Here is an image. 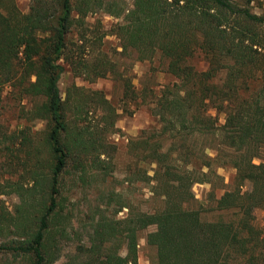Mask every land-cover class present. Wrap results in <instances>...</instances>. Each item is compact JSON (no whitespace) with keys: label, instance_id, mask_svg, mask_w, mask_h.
I'll return each mask as SVG.
<instances>
[{"label":"trees","instance_id":"obj_1","mask_svg":"<svg viewBox=\"0 0 264 264\" xmlns=\"http://www.w3.org/2000/svg\"><path fill=\"white\" fill-rule=\"evenodd\" d=\"M257 1L132 0L127 8L120 0H30L27 12L5 1L0 114L7 91L19 117L44 120L45 129L37 140L26 123L11 130L0 123V154L18 157L7 164L16 177L3 187L19 198L13 213L0 211V236L11 235L0 240V252L11 256L0 264H54L64 256L61 264H145L139 239L149 226L145 242L155 257L148 264H264L254 215L264 209V12L251 10ZM98 12L118 18L110 31L99 20L87 26ZM109 32L120 41L118 56L158 57L174 77L153 100L156 124L129 140L135 165L155 164L147 181L164 207L149 213L127 206L117 218L126 204L110 215L98 204L80 231L65 210L64 178L84 185L91 173L108 174L101 155L118 113L100 90L72 84L62 98L58 81L65 69L89 82L111 73L127 81L99 48ZM96 115L101 121L92 124ZM219 168L233 170L228 182ZM196 182L210 184L206 202L194 198ZM205 210L218 217L203 219Z\"/></svg>","mask_w":264,"mask_h":264},{"label":"rangeland","instance_id":"obj_2","mask_svg":"<svg viewBox=\"0 0 264 264\" xmlns=\"http://www.w3.org/2000/svg\"><path fill=\"white\" fill-rule=\"evenodd\" d=\"M5 1L8 0H0L1 8H4ZM14 1L21 11L27 12L30 0ZM120 2L127 8L132 4V0H120ZM251 10L258 14L264 12V0H258L253 3ZM98 20L101 22L103 30L110 31L118 18L98 12L87 17V26L93 28ZM76 36L77 33L74 30L73 34H70V38H76ZM119 43V39L112 32H109L103 38L99 48L107 52L109 58L116 62L119 70L126 76V80L128 79L127 81L122 80L117 74L111 73L89 82L82 77L73 75L69 69H65L61 73L58 81L62 98L66 95L67 87L72 84L83 86L87 89L100 90L118 113L114 131L105 135V141L110 145L105 147L106 154L101 155V158L107 159L110 164L108 174L103 175L102 172L91 173L93 176L84 185L75 183L70 174H66L64 178L62 196L66 198L64 200L65 210L71 213L74 228L80 231L84 227L88 228V214L98 204L103 208L104 213L108 215L118 208L119 204H126L115 215L117 218L125 217L128 213V207L134 211L149 213L164 207L162 197L153 194L151 191L152 181H147V176L155 175V164L141 162L135 165V159L129 151V140L135 138L141 130L156 124L151 112L153 100L155 95L165 86L174 82V77L166 71V64L158 57L153 58V60L137 61L133 57L122 58L118 56L116 50L120 49ZM94 48L98 47L94 45ZM17 108L16 102H12L8 92L4 91L0 114V123L3 124V127L11 130L17 124L26 123L30 126L35 139L42 138L45 129L44 120L32 119L25 121V119L19 117V113L16 111ZM100 121L101 119L98 115L91 119L92 124ZM221 121H223L222 116H220ZM16 153L22 159L23 153ZM6 158L5 155L0 154V211L13 213L16 204L19 203V198L10 187H3V185L6 184V178L15 179L16 176L12 175L14 174V167L7 164L10 162L16 163L18 157L13 158L10 156L7 158L8 160ZM262 159L264 160V153ZM260 161V159H254L255 163ZM131 166L136 169L129 170ZM131 170L136 171V174H132ZM232 172L233 170L230 168L218 169V173L224 177L225 182L229 181ZM247 187L248 185L245 188ZM209 190L210 184L208 183L196 182L191 187L194 198L198 201L206 202ZM218 214L219 212L217 211L205 210L202 212V217L205 220H214L218 217ZM254 215L256 223L262 228L264 234V209L255 208ZM154 228V226H149L140 232L138 256L143 260L150 261L155 257V249L145 242L146 234L154 230ZM4 234L0 236L1 241L11 238V235L7 234V232ZM78 242L79 239L75 238L66 243L64 252L72 254L74 246ZM124 253L125 251L123 250L122 254ZM10 257L9 253L0 252V262L10 259ZM64 259L65 256L54 264H61ZM15 264L26 263L17 260Z\"/></svg>","mask_w":264,"mask_h":264},{"label":"crops","instance_id":"obj_3","mask_svg":"<svg viewBox=\"0 0 264 264\" xmlns=\"http://www.w3.org/2000/svg\"><path fill=\"white\" fill-rule=\"evenodd\" d=\"M151 260H153V259H151ZM151 260H150V261H151ZM138 261H139V263H145V264L150 263L149 260H143V259H141L140 257H138Z\"/></svg>","mask_w":264,"mask_h":264}]
</instances>
